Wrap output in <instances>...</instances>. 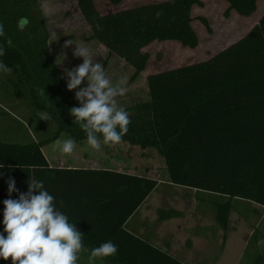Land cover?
I'll use <instances>...</instances> for the list:
<instances>
[{"label":"trees","instance_id":"16d2710c","mask_svg":"<svg viewBox=\"0 0 264 264\" xmlns=\"http://www.w3.org/2000/svg\"><path fill=\"white\" fill-rule=\"evenodd\" d=\"M108 1L119 6L125 0ZM226 2L228 13L235 11L241 17L249 18L258 10V0ZM203 5L204 0H165L102 15L95 0H78L90 28L88 41L99 43L108 53L104 67L117 57L134 70L133 79L146 70L150 56L143 50L154 42L175 41L190 49L199 46L192 12ZM21 18L29 20L24 30L18 28ZM201 21L212 32L208 20ZM0 24L5 31L0 37L5 50L0 61L12 69L6 74L15 76L8 80L16 95L29 99L31 109L48 113L56 126L48 139L29 144L0 142V164L4 165L0 168V233L6 236L3 201L27 192L26 181L33 174L29 168H33L56 207L83 234L89 253L81 255L78 264H88L90 250L107 241L117 246V253L95 264H187L127 228L157 189V180L113 169L50 165L43 152L48 144L62 137L77 144L87 142L85 131L69 113L79 102L75 91L67 90L51 53L52 38L38 0H0ZM9 37L11 46L6 43ZM146 84L149 101L124 108L130 114L128 131L120 143L109 145L127 144L141 151L144 159L149 151L158 153L172 185L210 197L198 203L213 209L225 232L234 209L247 220L254 214L253 205L264 209V15L243 39L209 60L151 74ZM100 139L103 142L102 135ZM9 177L19 190L11 197ZM172 215L175 211L162 210L160 220ZM261 223L243 256L257 251L256 242L264 250L259 243L264 240ZM256 257L255 264H264V254ZM0 264L12 262L0 259Z\"/></svg>","mask_w":264,"mask_h":264},{"label":"rangeland","instance_id":"374dc122","mask_svg":"<svg viewBox=\"0 0 264 264\" xmlns=\"http://www.w3.org/2000/svg\"><path fill=\"white\" fill-rule=\"evenodd\" d=\"M162 1L165 0H127L121 6H114L108 0H95V3L98 11L105 15ZM38 6L49 28L52 38L51 53L62 70L63 78L65 68L71 70L83 63L82 57L73 56L76 45L88 47L93 59L102 64L113 84L118 83L121 78L126 80L125 95L116 97L118 107L122 108L149 101L146 84L149 75L209 60L243 39L264 15V0H258V10L250 18L238 17L234 11L228 13L229 5L225 0H204V5L195 6L192 12V26L199 37V46L190 49L175 41L154 42L143 50L150 56L146 70L133 79L134 70L117 57L110 59L108 66L104 67L108 53L99 43L88 41L90 28L81 14L78 0H38ZM202 18L208 20L212 32L202 23ZM68 39H72L76 45L64 48V42ZM11 77L15 76L0 72V90L11 88L14 93L0 95L3 99L1 102L13 111L11 105L16 102L15 99H19L18 110H14V113L20 121L11 119L14 123L10 121L11 125L6 129L13 136L9 143L29 144L37 138L44 140L52 137L56 130L54 121L51 118L48 121L40 120L42 111L31 109L29 99L24 100V96L16 95L14 86L8 80ZM64 79L67 83L66 77ZM86 83L85 81L82 86ZM7 123L9 121L5 120V124ZM66 139L68 138L62 137L60 140ZM75 145L71 154H63L54 141L45 146L43 152L51 165L56 167L113 169L158 181L157 189L130 220L127 228L173 257L187 264H255L256 256L264 254V250L256 242L257 251L253 254L250 250L243 256L251 241L253 229L263 221L259 214H253L250 219L245 220L239 215V210L234 209L229 228L225 232L218 226L213 209L208 204L198 203V199L207 201L210 197L192 189L172 185L158 153L149 151V158L144 159L141 151L127 144L112 146L101 142L99 150L93 149L87 142ZM162 210H173L176 215L161 221ZM245 210L240 211L246 213ZM259 230L264 235V223H261Z\"/></svg>","mask_w":264,"mask_h":264},{"label":"clouds","instance_id":"9594fccd","mask_svg":"<svg viewBox=\"0 0 264 264\" xmlns=\"http://www.w3.org/2000/svg\"><path fill=\"white\" fill-rule=\"evenodd\" d=\"M28 23L27 18H21L18 28L24 30ZM3 36L4 25L0 24V37ZM6 43L12 45L10 37ZM73 44L76 45L72 39H68L63 47ZM4 54L5 50L0 47V56ZM73 56L82 57L83 63L71 70L64 69L67 90L78 89L75 99L79 107L69 109L70 115L85 131L87 144L93 149L101 148V135L104 144L120 143L131 122L129 112L118 107L116 100V97L125 95L126 80L121 78L113 84L102 64L93 59L86 46L76 45ZM0 72L10 74L12 69L0 61ZM85 81L86 85L82 86ZM45 94V90H42L41 95ZM49 119L48 113L40 114V120ZM75 146L71 138L56 141V147L63 154H71ZM3 167L0 164V168ZM29 171L33 174L26 181L27 192L19 193L18 199L8 198L3 201L6 236L0 233V259H11L12 264H78L81 255L89 253V249L82 243L83 234L77 229L76 223L69 222L68 216L56 207L55 198L46 190L44 182L35 177L34 169L29 168ZM7 184L9 197L19 191L13 178L9 177ZM259 243L264 244V240ZM117 251V246L107 241L90 250L88 264L113 256Z\"/></svg>","mask_w":264,"mask_h":264},{"label":"crops","instance_id":"0c3cea01","mask_svg":"<svg viewBox=\"0 0 264 264\" xmlns=\"http://www.w3.org/2000/svg\"><path fill=\"white\" fill-rule=\"evenodd\" d=\"M126 1L127 0H125L122 4L124 5V3H126ZM226 1V0H225ZM121 4V5H122ZM147 4H150V3H147ZM147 4H141V5H138L137 7H139V6H142V5H147ZM152 4V3H151ZM121 5H119V6H121ZM229 5V4H228ZM79 7V6H78ZM40 8V7H39ZM126 9H128V8H126ZM126 9H122V10H120V11H123V10H126ZM40 11H42V10H40ZM235 12V11H234ZM236 13V12H235ZM237 14V13H236ZM264 14V13H263ZM42 15H43V12H42ZM238 15V14H237ZM263 16V15H262ZM262 16L259 18V21H260V19L262 18ZM238 17H239V15H238ZM252 17V16H251ZM243 18H246V17H243ZM250 18V17H249ZM259 21H258V23H259ZM49 29V28H48ZM51 36V35H50ZM8 91V92H7ZM3 93H5V94H14V93H12V89L11 88H8V89H6V91H3V90H0V95H3ZM13 99V98H12ZM16 100V102L14 101L13 103H12V109H13V111L10 109V108H8L6 105H4L1 101H3V99H2V97L0 96V142H9L11 139H10V137H13V136H11L12 135V133H9V132H7L6 131V129L7 128H9L10 127V121L12 122V123H14L11 119H14V120H16V121H20L19 120V118L17 117V115L14 113V110H18V107H19V104H18V102H17V100H19V99H15ZM9 106V105H8ZM5 120H8L9 121V123H7V124H5ZM8 140V141H7ZM34 140V139H33ZM35 142H37V141H40V139H36V140H34ZM33 141V142H34ZM49 161V160H48ZM50 163V162H49ZM50 165H51V163H50ZM52 167H56V166H53V165H51ZM57 167H65V166H57ZM253 209H254V214H259V216L261 217V220L262 219H264V209L263 210H260L261 209V207H259V206H257V205H253ZM243 219H245L241 214H239ZM245 220H247V219H245ZM262 222V221H261ZM254 230L255 229H253V232H254ZM253 232H252V235H253ZM251 235V236H252ZM249 243V242H248ZM246 249L247 248H245V250H244V252L246 251Z\"/></svg>","mask_w":264,"mask_h":264}]
</instances>
